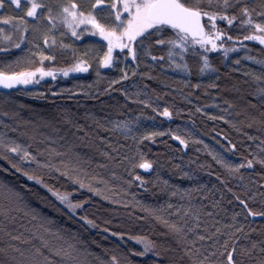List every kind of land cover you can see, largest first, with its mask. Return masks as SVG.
Wrapping results in <instances>:
<instances>
[{"label":"trees","instance_id":"16d2710c","mask_svg":"<svg viewBox=\"0 0 264 264\" xmlns=\"http://www.w3.org/2000/svg\"><path fill=\"white\" fill-rule=\"evenodd\" d=\"M217 26L227 31L229 35L245 34L239 29L229 28L226 22L218 20ZM56 37L58 41L62 40ZM63 43L71 47L62 50L57 46L52 50L44 49L41 44V49L46 55H55L54 61H44L42 65L46 68H68L74 65L76 57H79L88 62V71H76L31 87L0 90V137L28 147L42 163L47 161L46 149L49 147L64 151L69 145H77L75 151L79 152L82 160L90 161L84 164L89 175L103 177L108 182L106 187L110 190L105 194L119 203L92 195L86 188L79 189L78 185L74 186L71 181L55 171L49 172L48 169L38 168L35 163L21 162L19 156L6 153L3 147H0V182L10 184L24 195L20 210L11 211L7 221L0 217V222L7 224L8 231L13 235L22 234L23 238L33 237L34 243H39L35 240V234L40 232L54 244L63 241H57L55 236L43 233L40 228L42 223L45 227H50L53 233L59 230L66 240L75 234L86 242L84 247L94 254L89 258L92 264H99L96 256L106 260L112 254H128L130 249L142 250V245L130 240L129 237L143 236L154 240L162 248L174 250L162 258L164 264H169L170 259L181 254L180 245L174 236L166 234L167 230L155 218L156 215L170 222L183 223V220L187 219L191 226L192 216L185 217L184 210L198 211L201 224L199 232L203 234L207 227L210 234L215 231L216 226L232 223V214L241 211L239 203L227 188L241 195L242 199L246 198L245 191L248 195L256 192L255 203L251 201L249 203L256 210H262L260 204L262 197L259 193L264 192V187H261L264 185V169L259 165H256L254 170L242 169L244 180L241 181L238 176L230 175L224 167L213 160V154H219L233 163H240L241 154L247 155L249 151L255 150V145L260 140H264V133L258 130V125L251 129L246 127L247 118L249 116L259 118L262 111L258 98L251 96L255 85L250 77L244 75L247 71L259 74V65L244 58L246 54L264 58V51H261V46L257 42H244L249 49L247 53L239 50L229 52L227 57L219 50L207 53L211 64L218 71L203 74H199L197 70L198 58L189 52L186 60L192 69L191 75L169 67L167 50L154 48L151 55L164 56L163 61L153 62L150 57L142 56L143 62L137 69V74L133 76L129 71V79L121 81L119 85H113L112 88H108L109 80L117 79L121 75L119 69L126 67L131 58L124 60L121 56L122 63L118 62L111 68H98L97 57L102 56L104 51L97 50L101 46L100 43L106 44L105 41L97 36H91L81 38L75 44L64 40ZM6 46L0 42V47ZM231 46V42L225 40V47ZM28 50L24 44L20 49H12L7 53L0 52V67L15 60L17 56L27 55ZM118 51L114 50V55ZM197 51L202 52L199 46ZM85 52L87 55H84ZM237 59L241 61L239 65L234 63ZM19 67L20 65L14 66L13 70L21 71L22 68ZM97 70L100 73L99 77ZM140 73L147 75L141 76ZM184 81L189 83L185 84ZM197 83L200 84L199 88L191 87ZM213 83L217 87H210ZM62 89L70 90V93L52 95L61 93ZM119 89L127 91L129 97L126 99ZM146 99L161 111L163 107H169L173 113L171 119L162 117L158 112H153L151 108H145L136 102ZM249 100L257 107H250ZM229 104L233 107L228 108ZM197 108L201 111L197 112ZM225 108H228L227 112L223 111ZM4 112H8L9 115L4 116ZM205 113L216 117L224 116L225 119L211 120ZM138 116L139 121L132 125L136 135L146 131L171 129L188 141L187 146H184L172 136L165 135L156 137L155 142L141 143L140 151L154 162L152 169L147 171L136 169L132 173L143 177L146 181L143 186L139 181H133L131 185L126 183L131 179V175L126 171L128 165L120 162L123 156L131 157L136 152L137 146L134 141L130 137L124 139L120 131H105L116 121H135ZM227 121L243 122L239 123L241 131H237L232 127V123ZM98 124L103 127H98ZM77 125L82 126L83 130L78 131ZM244 132L259 139L249 141L243 135ZM79 137L85 138L80 140ZM225 137L237 145V152L227 151L229 145ZM40 152L44 154L39 155ZM102 152H108L113 159L103 156ZM5 155L12 163L21 167L22 171L39 176L55 190L70 193L73 202L85 201L84 206L78 209L74 216L69 217L63 206L46 188L28 180L21 172H16L11 167L9 160L2 159ZM51 162L58 161L53 159ZM98 165L107 166L101 168ZM5 168L8 169L7 172L3 170ZM113 172L115 176L112 175ZM25 185L27 188L22 187ZM185 189L189 190L188 194L184 192ZM173 192L176 195H172ZM217 201H219L217 207H212ZM169 204L172 205L171 208L168 207ZM3 206L5 201L0 197V207ZM29 209H36L37 219H33L31 214L25 215ZM55 209L61 211L57 212ZM177 209H180L179 213ZM205 211L212 212L213 216H205ZM81 216L94 220L97 227L84 224L79 219ZM40 217L51 219L54 223L49 225ZM237 220L245 225V231L250 228L256 230L249 231V240L242 243L264 240L262 235L264 217H249L245 220L241 214ZM217 221L219 224L215 223ZM113 232L123 233L124 238L113 236ZM4 239L0 237V243ZM201 245L209 248L211 241L197 242V246ZM152 259L151 254L144 257L131 256L132 264H151Z\"/></svg>","mask_w":264,"mask_h":264},{"label":"snow or ice","instance_id":"6c2138e0","mask_svg":"<svg viewBox=\"0 0 264 264\" xmlns=\"http://www.w3.org/2000/svg\"><path fill=\"white\" fill-rule=\"evenodd\" d=\"M55 9V11H54ZM16 13H19L17 15ZM103 13V15H101ZM46 22V27L41 28L40 22ZM226 22V25L231 29H239L245 33L243 35H229L224 29L217 26V21ZM202 21H204L202 23ZM63 30V31H62ZM79 30V31H78ZM71 36L79 39L85 33H90L93 36H99L106 42V49L102 56L97 57L98 68H111L116 63L131 58V62L126 67L119 69L121 75L117 79H111L108 82V88L113 85H119L121 81L129 79V71L132 75L137 74V69L143 62V57H150L153 62L163 61L164 56L151 55L154 48L166 49V56L169 61V67H173L187 74H192V69L186 60L189 52L198 58L197 70L199 74L208 71H218L215 69L209 60L207 53L219 50L225 57L229 52H237L244 50L249 51L247 44L244 42H257L261 46V51H264V0H64L55 4L46 3L45 0H0V42L6 44V47H0V52H9L12 49H20L25 43L29 45L27 55L17 56L15 60L8 62L0 67V86L3 88H15L18 85H28L39 83L36 80L37 75L41 78L51 76L55 79L53 69H45L43 66L25 67L21 71L13 70L14 66L31 65L34 63V58L39 57L40 63L44 61L52 62L55 60V55H46L41 49L43 44L44 49L55 50L59 46L62 50H67L70 45L64 44L63 40L58 41L56 33L61 36L69 33ZM29 35L33 38L29 39ZM225 40L231 42V47H225ZM197 46L202 52L197 51ZM37 51H31V49ZM114 50H119L114 55ZM75 55V53H74ZM87 55V52L84 53ZM247 60L254 61L259 65V74L247 71L244 73L253 81L255 87L251 96L257 97L259 106L262 109L259 118L249 116L247 118L246 127L251 129L258 125V130L264 133V58H257L251 55H245ZM235 64L241 63L240 59L234 61ZM89 68L88 62L84 59L76 57V63L65 69H59L63 75L67 76L71 71L87 72ZM238 71V69H237ZM100 73L97 70V76ZM141 76L147 73H140ZM151 78V77H150ZM188 84V81H184ZM248 83V81H245ZM192 88H199L200 84H192ZM210 87H217L215 83ZM125 98L129 97V93L123 89H119ZM107 91V89L105 90ZM63 92L70 90L62 89L61 93H52L53 96L60 95ZM29 95H40L43 93H29ZM138 96L139 93L137 92ZM145 108H151L153 112H158L162 117L171 119L173 113L169 107H163L159 110L153 107L150 100L136 101ZM225 103H228L225 101ZM250 107H257L251 100L248 101ZM233 107L229 104L228 108ZM228 108L223 109L227 112ZM197 112L201 109L197 108ZM8 116V112L3 113ZM208 115L211 120H224V116L216 117ZM240 115V113H237ZM140 117H136L135 121L121 120L113 123L111 128H106L105 131L114 132L120 131L124 139L129 137L137 146L136 152L131 156H123L121 163L128 165L126 171L131 175V179L126 183L129 185L133 181H139L143 186L146 181L139 174L133 175L136 169L150 170L154 166V162L149 160L146 154L140 151L139 145L144 141L155 142L156 137L165 135L172 136L173 139L179 141L181 145L187 146L188 141L177 135L171 129L165 131H146L141 135H136L133 132L132 125L139 121ZM232 123L231 121H227ZM243 123V122H239ZM239 123H232V127L237 131H241ZM77 130L82 131V126L77 125ZM98 127H103L99 125ZM243 135L249 141H256L259 137L249 135L244 132ZM87 136V133H85ZM85 137H79L83 140ZM103 139V138H101ZM225 139L228 142L229 152H237V145L231 140ZM0 147L6 153L19 156L21 162L35 163L38 168L48 169L49 172L55 171L63 178L71 181V183L79 189H87L92 195L102 196L105 200H112L113 203H119L118 200L112 199L111 196L105 194L110 191L106 185L107 181L98 175H89L84 167L85 163L90 161L82 160L79 152L75 151L77 145H69L64 151H57L53 147L46 149L47 161L41 162L37 155H34L28 150V147L15 142L9 141L6 138L0 137ZM207 147V146H205ZM115 150V149H114ZM43 155V152L38 153ZM103 156L113 159L108 152H102ZM2 159L9 160L7 155ZM53 159H57V163H52ZM213 160L224 167L232 176H238L243 181L244 175L242 169L254 170L256 165L264 169V140H260L255 145V150L249 151L247 155L241 154V162L233 163L225 159L222 155L213 154ZM11 167L16 172H21L30 181H35L36 184L46 188L49 193L63 206L69 217L74 216L78 209L84 206L85 201L73 202L71 194L68 192H60L45 183L39 176L30 174L28 171H22L16 163L9 160ZM107 165H98V167H106ZM5 172L7 168L3 169ZM115 176V172L112 173ZM187 175V174H185ZM220 179V177H217ZM167 184V181L164 182ZM224 183V181H221ZM95 185H100L97 187ZM27 188V186H22ZM227 188V185L225 184ZM247 187V186H245ZM264 187V185H261ZM30 191V189H28ZM187 189L184 190L188 194ZM231 192L235 201L241 207L240 212H234L231 216L232 223L216 226L215 231L208 234V228L205 227L204 233H200V213L198 211L184 210V216H192V224L189 226L188 220L184 219L183 223L170 222L156 215L167 230L166 234L174 236L177 243L180 245V255L170 259L169 264H264V240L251 241L249 244L242 241L249 240V229L245 231V225L239 223L237 217L244 215L245 220L249 217H264V192L259 193L262 197L260 200L262 210H256L250 206V201L255 203L256 192L251 195L245 191L246 198H241V195L233 192L231 188H227ZM172 195H176L175 192ZM0 197L5 201V206L0 207V217L4 221L9 219L10 212L20 210L23 204L24 195L17 188L12 187L6 182H0ZM183 199V196L181 197ZM138 203V202H137ZM231 203V201H229ZM219 201L215 202L212 207H217ZM127 206V205H125ZM169 208L172 205H168ZM57 212L61 209H55ZM149 211V209H145ZM153 212L157 210H151ZM180 209H177V213ZM32 215L33 219H37L36 209H29L25 215ZM205 216L212 217V212H204ZM46 220L47 224L54 223L51 219L40 217ZM84 224L93 228L97 227L94 220L87 216L79 217ZM219 224V222H215ZM0 237H4L0 243V264H92L89 259L94 256L87 248L84 247L85 241L73 234L67 240L60 234L59 230L52 232L50 227H45L42 223L40 228L43 233H48L56 237L57 241L63 243L54 244L46 238L45 235L37 232L35 240L33 237L23 238L21 235H13L7 229V224L0 222ZM108 231V229H105ZM113 236L124 238L123 233L113 232ZM264 235V233H262ZM190 236L192 238H190ZM222 238V242H221ZM130 240L142 245V250L135 251L130 249L128 254L110 255L106 260H102L96 256V261L99 264H132L131 256L144 257L151 254L153 259L151 264H164V257H167L168 252L174 251L171 248H162L154 240L143 236H131ZM211 241L209 248H204L202 245L197 246V242ZM28 246V247H25Z\"/></svg>","mask_w":264,"mask_h":264},{"label":"rangeland","instance_id":"374dc122","mask_svg":"<svg viewBox=\"0 0 264 264\" xmlns=\"http://www.w3.org/2000/svg\"><path fill=\"white\" fill-rule=\"evenodd\" d=\"M45 2L46 3H50V4H55V3H57V2H64V0H45ZM78 2H81V0H78ZM54 11H55V9H54ZM101 15H103V13H101ZM40 26H41V28L43 29V28H45L46 27V22L45 21H41L40 22ZM63 31V30H62ZM79 31V30H78ZM56 36H58V37H60L62 40H64V41H66V42H68V43H71V44H75L76 42H78L81 38H85V37H90L91 38V36H93V35H91L90 33H85L84 35H82L79 39H76L75 37H73V36H71V34H70V32L69 33H67V34H65V35H63V36H61L59 33H56ZM97 37H99L98 35H97ZM33 38V36L32 35H29V39H32ZM101 40H102V38L101 37H99ZM2 43V42H1ZM3 45H6V44H4V43H2ZM101 44V46H100V48H98L99 50H97V52H99V51H101V52H103L105 49H106V44L105 43H100ZM25 46L29 49V45L28 44H26L25 43ZM99 47V46H98ZM31 50H37V49H31ZM37 66H43L41 63H40V59H39V57H35L34 58V63L33 64H31V65H24V64H22V65H20V67L19 68H22V70L25 68V67H37ZM44 67V66H43ZM45 69H48V68H46V67H44ZM51 69H53V71H54V73H55V79L57 78V77H59V76H65V75H63V73L62 72H60V71H58L59 69H65V68H51ZM74 72H76V71H71V72H69L68 73V75L69 74H72V73H74ZM50 79H53V77H51V76H45V77H40L39 75H37V77H36V80H38L39 81V83L40 82H42V81H46V80H50ZM39 83H32V84H28V85H24L25 87H31V86H34V85H36V84H39Z\"/></svg>","mask_w":264,"mask_h":264},{"label":"water","instance_id":"95a60500","mask_svg":"<svg viewBox=\"0 0 264 264\" xmlns=\"http://www.w3.org/2000/svg\"><path fill=\"white\" fill-rule=\"evenodd\" d=\"M204 21H202V23H203ZM24 85H18V86H16L15 88H11V89H8V88H3L2 86H0V90H14V89H18V88H20V87H23Z\"/></svg>","mask_w":264,"mask_h":264}]
</instances>
